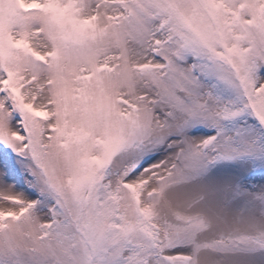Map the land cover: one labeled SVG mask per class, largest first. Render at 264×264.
<instances>
[{
    "label": "snow or ice",
    "instance_id": "6c2138e0",
    "mask_svg": "<svg viewBox=\"0 0 264 264\" xmlns=\"http://www.w3.org/2000/svg\"><path fill=\"white\" fill-rule=\"evenodd\" d=\"M0 264H264V0H0Z\"/></svg>",
    "mask_w": 264,
    "mask_h": 264
}]
</instances>
